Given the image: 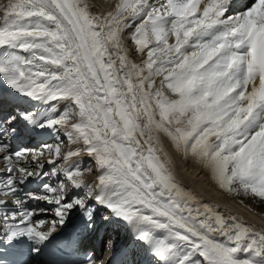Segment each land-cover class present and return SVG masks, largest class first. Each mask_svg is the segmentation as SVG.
Wrapping results in <instances>:
<instances>
[{
  "label": "snow or ice",
  "instance_id": "snow-or-ice-1",
  "mask_svg": "<svg viewBox=\"0 0 264 264\" xmlns=\"http://www.w3.org/2000/svg\"><path fill=\"white\" fill-rule=\"evenodd\" d=\"M109 3L0 4V264H97L100 223L132 239L112 264H264V226L187 187L165 146L264 204V0ZM36 136L54 142L9 139Z\"/></svg>",
  "mask_w": 264,
  "mask_h": 264
},
{
  "label": "bare ground",
  "instance_id": "bare-ground-1",
  "mask_svg": "<svg viewBox=\"0 0 264 264\" xmlns=\"http://www.w3.org/2000/svg\"><path fill=\"white\" fill-rule=\"evenodd\" d=\"M3 3H6V0H0V4H3ZM94 3H95V7H97L101 13H105V12H108V11L111 10V5L109 3V0H94ZM53 142H54L53 139L49 141V143H53ZM165 146L167 147L168 145H165ZM67 147L68 146L66 144L65 145V151H67ZM169 151L172 152L170 149H169ZM77 160L88 161V157L86 155L82 154L79 157H74L73 158V162H75ZM184 166L187 167V164H184ZM190 168H191V166H190ZM186 170L188 171L189 169H186ZM191 170H192V168H191ZM198 170H199V168L195 169L193 167V175H195V176H193L192 172H191L187 176V180H189V181H187L186 179L185 180L187 182L183 181L184 184L187 183L189 185L187 187L192 188L197 193H199L201 196L205 197V199H208V200H212L211 198H213L215 200L218 199L217 200L218 202H216V203L220 204L221 207H224V206L228 205V207H230L234 213H236L239 216H242L249 223H254V224L258 225V226H264V220L263 219L251 214L250 212H248V210H246L241 205L235 204V201H232L230 199V197H229V200H228L227 196L224 193H220L214 186H212V184L209 182V179L206 177V175L202 174V172H199ZM201 186L203 187V190L201 189ZM222 200L226 201V202H223ZM238 201H239V199H238ZM248 203H250V202H248ZM253 203H254V201H253ZM243 205H244V203H243ZM245 205H246V203H245ZM44 216H45V214H43V215L39 214L37 218H44ZM48 216H51V214H47V218L49 219ZM51 218H52V216H51ZM107 231H108V229H107ZM105 237H106V233H105ZM105 237H104V240H103V246H105V244H106L105 243ZM122 242H123V240H117L115 243L111 242V247L110 248L107 247V249L111 253V252H113L114 250H117V249L129 248V247H127V244L126 245H122ZM129 243H131V241H129ZM144 261L138 260L137 264H144Z\"/></svg>",
  "mask_w": 264,
  "mask_h": 264
},
{
  "label": "rangeland",
  "instance_id": "rangeland-1",
  "mask_svg": "<svg viewBox=\"0 0 264 264\" xmlns=\"http://www.w3.org/2000/svg\"><path fill=\"white\" fill-rule=\"evenodd\" d=\"M129 31H131V29H129ZM128 39V38H127ZM131 41V40H130ZM131 45L132 46H135L134 44H133V42L131 43ZM130 48V47H129ZM134 53H136V52H134ZM137 54V53H136ZM134 62H135V60H134ZM171 150V149H170ZM172 151V150H171ZM172 153H173V151H172ZM174 159H175V161H176V164H177V167H178V170H179V172H180V175H181V177L183 178V181H185V182H187V181H189V180H187V176H188V174L189 173H191L192 172V175H193V167L191 166V168H192V170H191V168H190V165L189 164H187V167H185L184 166V161L182 160V158L179 156V155H177L175 152H174ZM184 166V167H183ZM189 167V168H188ZM195 168V167H194ZM186 169H189L188 171L186 170ZM195 169H197V168H195ZM199 172H202V174H204V172L201 170V169H199L198 170ZM182 172V173H181ZM193 176H195V175H193ZM207 177V176H206ZM208 178V177H207ZM187 181H186V180ZM205 179V178H204ZM209 179V178H208ZM185 185L186 186H189L187 183H185ZM201 189L203 190V187L201 186ZM218 190V189H217ZM219 191V190H218ZM220 192V191H219ZM220 193H222V192H220ZM227 198H228V200H229V197L227 196ZM226 198V199H227ZM225 199V198H224ZM232 201H235V204H238V205H241L242 207H244V208H246V209H249L250 207L251 208H253V207H255L256 209H257V211H258V213H260V214H264V204H257V203H253V201H251V200H247V199H245L244 200V205L243 204H241L239 201H240V199H242V198H238L239 199V201H238V199L236 198H230ZM248 202H250V203H248ZM245 203H246V205H245ZM249 205V206H248ZM257 205V206H256ZM255 213V216H257V217H259V218H262V217H260L259 216V214H257L256 212H254ZM263 220H264V218H262Z\"/></svg>",
  "mask_w": 264,
  "mask_h": 264
}]
</instances>
